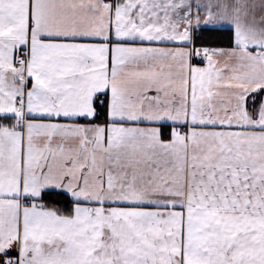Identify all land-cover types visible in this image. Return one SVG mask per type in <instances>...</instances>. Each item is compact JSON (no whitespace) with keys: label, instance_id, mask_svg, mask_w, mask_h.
Returning <instances> with one entry per match:
<instances>
[{"label":"snow or ice","instance_id":"1","mask_svg":"<svg viewBox=\"0 0 264 264\" xmlns=\"http://www.w3.org/2000/svg\"><path fill=\"white\" fill-rule=\"evenodd\" d=\"M0 264H264V0H0Z\"/></svg>","mask_w":264,"mask_h":264},{"label":"trees","instance_id":"2","mask_svg":"<svg viewBox=\"0 0 264 264\" xmlns=\"http://www.w3.org/2000/svg\"><path fill=\"white\" fill-rule=\"evenodd\" d=\"M207 35L208 34L205 33V36ZM226 37H227V33H217L212 37H210V39L214 42L215 46H228Z\"/></svg>","mask_w":264,"mask_h":264},{"label":"crops","instance_id":"3","mask_svg":"<svg viewBox=\"0 0 264 264\" xmlns=\"http://www.w3.org/2000/svg\"><path fill=\"white\" fill-rule=\"evenodd\" d=\"M202 2H203V0H202Z\"/></svg>","mask_w":264,"mask_h":264},{"label":"rangeland","instance_id":"4","mask_svg":"<svg viewBox=\"0 0 264 264\" xmlns=\"http://www.w3.org/2000/svg\"><path fill=\"white\" fill-rule=\"evenodd\" d=\"M201 2H202V0H201Z\"/></svg>","mask_w":264,"mask_h":264}]
</instances>
